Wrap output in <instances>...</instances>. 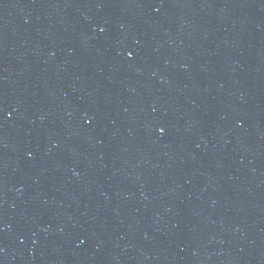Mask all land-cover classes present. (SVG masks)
I'll use <instances>...</instances> for the list:
<instances>
[{
  "label": "water",
  "instance_id": "95a60500",
  "mask_svg": "<svg viewBox=\"0 0 264 264\" xmlns=\"http://www.w3.org/2000/svg\"><path fill=\"white\" fill-rule=\"evenodd\" d=\"M0 264H264V0H0Z\"/></svg>",
  "mask_w": 264,
  "mask_h": 264
}]
</instances>
